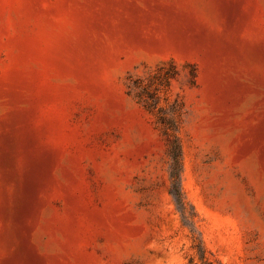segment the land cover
<instances>
[{
  "label": "rangeland",
  "instance_id": "rangeland-1",
  "mask_svg": "<svg viewBox=\"0 0 264 264\" xmlns=\"http://www.w3.org/2000/svg\"><path fill=\"white\" fill-rule=\"evenodd\" d=\"M205 262L264 264V0H0V264Z\"/></svg>",
  "mask_w": 264,
  "mask_h": 264
},
{
  "label": "trees",
  "instance_id": "trees-1",
  "mask_svg": "<svg viewBox=\"0 0 264 264\" xmlns=\"http://www.w3.org/2000/svg\"><path fill=\"white\" fill-rule=\"evenodd\" d=\"M165 135L168 140V153L171 159L170 172H171V188L170 194L173 197V200L181 213V216L184 220H189L193 214L187 213V206L185 199L182 195L180 184H179V172L181 165V148L178 138L173 134L168 132V128H165ZM200 254H203V249L201 245H197ZM204 264H210L205 262Z\"/></svg>",
  "mask_w": 264,
  "mask_h": 264
}]
</instances>
